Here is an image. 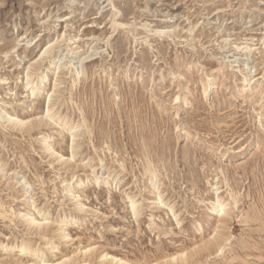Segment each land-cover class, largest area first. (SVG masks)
<instances>
[{
	"label": "rangeland",
	"instance_id": "rangeland-1",
	"mask_svg": "<svg viewBox=\"0 0 264 264\" xmlns=\"http://www.w3.org/2000/svg\"><path fill=\"white\" fill-rule=\"evenodd\" d=\"M51 44L59 91L50 94L49 58L30 94L25 67ZM245 77L253 84L244 86ZM263 97L264 0H0V103L13 116L30 108L41 116L51 100L42 132L54 148L46 153L40 133L0 122V242L9 244L0 257L40 258L20 254L16 245L29 242L50 263L91 245L143 264L212 236L211 203L220 198L230 213L220 230L227 240L195 254V264H264ZM59 119L77 127L73 157L72 131L60 130ZM94 174L102 181L79 185ZM21 184L35 201L29 207ZM128 197L141 209L137 218ZM28 208L53 229L75 216L67 237L45 243L17 215ZM82 260L74 264L101 259Z\"/></svg>",
	"mask_w": 264,
	"mask_h": 264
},
{
	"label": "bare ground",
	"instance_id": "bare-ground-1",
	"mask_svg": "<svg viewBox=\"0 0 264 264\" xmlns=\"http://www.w3.org/2000/svg\"><path fill=\"white\" fill-rule=\"evenodd\" d=\"M112 26H113V23H112ZM46 27L48 29V27H50V26H46ZM51 28L54 30V28L52 26H51ZM156 29L154 30L155 33L161 32V31H158ZM150 31H152V30H150ZM93 39H95L94 35H93ZM31 41L32 40H30V42ZM52 45L53 44L48 45L47 47H44V49H42V51L38 52V58L34 59V61H31V62L29 61L30 63H28V65H26V67H25L26 71L24 73L26 76V82L23 85L25 86L27 91L30 90V94L35 95L39 92L41 85H42V80H40V79L43 78V76L41 75V77H38V75L42 74V71H44L46 68V66L43 68V61L46 59H49V58L52 60L50 62H52L54 67H51V65H49L50 66L49 67L47 65L48 67L46 68V70L50 71V74H56L54 82H53V86H52L53 88H52V90H50V94L52 96H55V93L59 91L58 86H59V82L62 79L59 76V74H60L59 61L60 60L58 59V56H57V58H54V60L51 57H49V56H51L50 52L53 49ZM26 46H27V43H26ZM248 49H249V47H248ZM24 50H25V48H24ZM250 51L248 53H250ZM91 52L88 55L86 54L87 57H83L82 60H84L85 58H88V56L92 54ZM54 57H55V55H54ZM33 76H35V77L37 76L38 80L35 81V78H33ZM243 81L245 82L244 86H248L249 84L250 85L253 84L252 78L246 79V77H245V78H243ZM215 85H216V83H214V82L213 83H207L206 87H209V89H213ZM204 91H206V90L204 89ZM255 94H257V92ZM263 99H264V97L262 98V100ZM4 104H6V103H4ZM8 105H2L0 103V122H1V124L3 123L6 126H11L13 128H16V130H18L22 134H24V133L33 134V132L40 133L41 134L40 138L42 139V147L45 150V152L47 153L50 150H52V152H53L54 148L51 145L52 139L47 138L45 133L42 132L43 130H45V128L50 127V125H51V123L48 122V119H46L45 115L50 113V111L52 110V108H53L52 101L51 100L48 101V104L46 105V108H45V111H46L45 115L42 114L41 116L31 112L32 108H30L29 112L27 110L24 112V114L13 116V114H11V110L15 111V108L9 109ZM29 106H30V104L24 102L19 108H21L23 110L24 108L27 109ZM260 108H261V110L264 108V102H261ZM55 125L59 126L60 130L67 129L69 132L72 131V132H70L73 136H72V140H71V144H70L69 149H70L71 154H72L71 156L73 157V152H74L75 148L78 146V142L75 141V139H73L77 135V131L75 130L77 127L74 126V127L65 128L66 124L65 125L62 124L60 119L56 122ZM49 146H51V147L49 148ZM59 157H60V161H61L62 155L60 154ZM59 157H56V158L58 159ZM64 162H66V161H64ZM3 170L4 169L0 167V179L6 176L4 174L5 172L3 173ZM9 174L5 178V180H9L11 178L15 179V176H13L14 171L12 173H9ZM9 176H11V177H9ZM99 177L100 176H98L97 174L96 175L94 174L91 176L87 175L84 180L79 181V183H80L79 185L88 184V183L94 184V183L101 182L102 180H100L101 178H99ZM108 178H109L108 176L104 177V179H103L104 184H106L107 186H110V189H111L113 186V183H114L113 188H115L118 181H116V179H114V180L109 179L108 180ZM147 180L151 184L155 183L157 181V177L153 171L149 173V177L147 178ZM17 181L14 180L15 185L17 184ZM26 183H28V182L26 181ZM27 185H25V186L22 185L23 187L21 186L22 187L21 190L24 191L23 200L28 205L27 207H29V206L33 205L35 201L32 200L30 193L28 192ZM67 185L69 186L71 184L68 182ZM158 196L160 197V195H158ZM130 197H128V202H130L128 208L130 209L129 211L132 214V216H134V218H137V216L140 214L141 209L139 208V205H137L138 203L136 204V200L133 198H130ZM35 207L36 206H34L33 208H35ZM79 207L82 208V205L79 204ZM211 209H212V211H215L217 214L216 215L217 218H216V221L214 224V228L212 230V236L208 235L205 238V240H203L199 245H196L191 249H182L180 251V253H176V254H172V255L171 254L170 255L169 254H162V255H157V256L155 255L151 258V260L150 259L145 260L147 262H144L143 264H149V263H151V264H169L170 262H173L174 264L175 263H177V264H195L196 262H198V260H196L194 257L195 254H199L200 256H202V253L206 252L207 253L206 256H207V255H210L213 250L216 251V250L221 249L222 246L224 245V242L227 240V237L221 235L220 230L225 227L226 222H227V218L229 217L230 213H229V210L226 208V204H225L224 200H221L220 198H217L214 202L211 203ZM0 214L3 217H5L4 214H2V210H1ZM172 214L174 215V212H172ZM17 215L19 216L20 219H23L26 221V223H27L26 227L27 228L33 230L34 232H37L38 235H40L43 239H45V243L52 242V238L55 236H59L60 239L67 237V234L64 231L66 229V224L68 222H71V220L75 217V216L71 215L70 218L62 219V221H60L56 225V229H53V227L51 226V223L41 222V220H38V218H36L35 216L34 217L28 216L29 215V208L27 210H22L21 212H18ZM40 219L44 220L43 217ZM177 223H179V221H177ZM54 230H56V233L58 232L59 235L55 234ZM48 234H51V236L47 238ZM15 242H16V240H15ZM8 245L9 244L2 243V241L0 242V248H6ZM11 247H13V244H11ZM16 247L21 252L20 254H24V253H27L29 251L28 253L30 254V256H35V254H40V258L35 257V259H33L31 262L30 261H23L21 259L22 258L21 255H19V254L13 255V254L9 253L7 255V257H0V264H74L78 259H81V258L82 259L85 258V260L86 259L92 260V259L97 258V257H100V259H101L99 261V264H128L126 261L122 260L121 258H118L117 256L108 255L104 251H103V253L98 252V250L95 248V246L91 247V245H87L85 247H81V248L76 249L77 250L76 251L77 252L76 257L74 255H72V256L70 255V256H66V257L61 256V257H59L58 261L56 260L55 262H50V263L45 262L42 259L43 256H45V254L43 252H41L39 249H34L33 245L30 244L29 242H21V243H19V245L17 244ZM98 248L101 249L100 247H98ZM56 249H58V247L54 246V247H50L47 250L49 251L50 254H53L54 252H56ZM82 249H83V251L81 252ZM5 250H9V249H5ZM32 253H34V254H32ZM20 260H21V262H20ZM85 260H82V262Z\"/></svg>",
	"mask_w": 264,
	"mask_h": 264
}]
</instances>
